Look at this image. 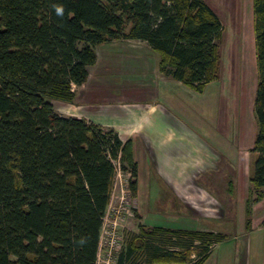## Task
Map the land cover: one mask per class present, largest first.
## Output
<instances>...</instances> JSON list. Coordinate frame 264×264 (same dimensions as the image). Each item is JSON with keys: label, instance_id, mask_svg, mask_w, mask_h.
I'll return each instance as SVG.
<instances>
[{"label": "trees", "instance_id": "trees-1", "mask_svg": "<svg viewBox=\"0 0 264 264\" xmlns=\"http://www.w3.org/2000/svg\"><path fill=\"white\" fill-rule=\"evenodd\" d=\"M252 14L257 132L244 205L248 230L252 205L264 198V0H252ZM222 35L205 0H0V264H96L117 161L136 191L130 139L62 115L52 103L74 100L73 85L86 81L95 47L144 41L159 54L162 75L201 93L219 77ZM227 237L139 225L126 234L115 264L185 263L192 254L201 264Z\"/></svg>", "mask_w": 264, "mask_h": 264}, {"label": "rangeland", "instance_id": "rangeland-1", "mask_svg": "<svg viewBox=\"0 0 264 264\" xmlns=\"http://www.w3.org/2000/svg\"><path fill=\"white\" fill-rule=\"evenodd\" d=\"M209 2L217 12H221L214 0H209ZM223 9L226 11V8ZM251 13L250 1L248 4V0H244V8L240 14L243 22L240 21L242 37L236 30H233L231 35L227 34L223 27L219 77L217 80L208 83L202 94L181 83H175V86H173L174 84L169 85V90L161 88L162 81H165L163 75L159 74V54L143 42L121 39L102 43L95 47L97 61L89 69V77L86 81L78 86L73 85L75 97L72 102L52 101L54 109L62 115L90 119L103 127H119L121 124L128 126L124 121L129 116H133L135 112L136 118L139 120L141 116L139 110H144L147 103H127L123 101L124 99L123 102H119L120 98L113 95L122 93L125 97L131 98V102L151 99L150 102L152 103L154 100L156 101L153 96L157 95V109L163 105L170 114L167 113L170 120L174 118L180 126H189L200 137L211 135L212 138L216 137V131L219 132L216 128H218L220 111L227 107L226 124L234 123L232 141L237 144L238 148L241 145L243 174L242 171H239L240 173L236 171V162L224 166L225 160L219 161L222 177L225 174V178L227 175L230 181L235 179L239 173L236 180L238 202L236 203V199L231 196L234 191L227 188L225 190L226 198L225 191L219 193L222 203L217 205L218 212L213 217L201 211L203 209L201 203H199L201 208L198 207L199 210H197L189 206L184 198L173 197L175 195L171 192L170 183L166 181L163 183L165 186L163 197H159L158 202L154 203L156 197H152L154 177L151 173H141L139 180L137 179L140 192L137 190L132 192L129 187V173L123 171L117 161L111 198L100 231V262L105 260L107 255L109 231L115 232V236L118 237L117 243L123 247L126 234L137 232L139 225L171 226L182 225L181 222L188 221L193 223L190 224L191 226L207 227L216 232L224 231L229 235L211 247L207 258L201 264H264V231L261 226L259 227L261 219H263L264 208L257 209L256 212L254 210V213L252 210L251 225L254 226L252 231L251 228L246 229L244 225L245 202L244 204L239 203L245 200L244 197L248 195L250 189L246 186V179L254 157V153L250 151L251 143L257 132L253 111L257 83L254 38L253 35L252 37L248 35L250 21L248 19H253ZM250 30L252 31L251 28ZM222 95H226V103L221 99ZM172 97L174 100L171 101ZM230 97L237 99L233 106H230ZM101 99L106 100V102H95ZM130 108H134L136 111H130ZM233 115L235 116L233 117ZM154 118L155 116L150 117V119ZM184 128L187 129L185 126ZM144 133V131H137L136 136L142 137L144 143L154 141L153 135L150 134L147 137V134ZM179 146L184 147V143H180ZM176 147L174 150L168 147L167 150L173 152ZM177 151L186 152L183 148ZM236 152L238 151L236 150ZM230 153L233 151L230 150ZM141 160L142 158H139L142 167ZM221 182L225 183L226 181L221 180ZM203 183L201 175L195 178L192 186L194 192L205 190L206 184ZM208 187L206 188L207 191H214ZM222 188L223 186H221ZM112 252L113 256L118 254L119 247L114 248ZM197 259L198 257L192 254L189 261L185 263L175 262V264H195Z\"/></svg>", "mask_w": 264, "mask_h": 264}, {"label": "crops", "instance_id": "crops-1", "mask_svg": "<svg viewBox=\"0 0 264 264\" xmlns=\"http://www.w3.org/2000/svg\"><path fill=\"white\" fill-rule=\"evenodd\" d=\"M205 1L218 14L221 22L223 23L222 25L225 24L223 27L227 31V34L231 35L232 31L236 30L237 33L240 35V37L243 36L242 32L240 33L241 23H243L240 14L242 9L244 8V0H214L217 3V7L221 9V12H217V10L214 9V7L212 6L211 2H209V0H205ZM249 1L252 6V0H248V4ZM223 8H226V11ZM248 20H250L248 35L249 37L250 36L252 37L253 19H248ZM250 28L252 29V31L250 30ZM131 40L143 42L146 44V42L141 40H134V39ZM95 63L93 65H95ZM93 65H91L88 68L87 78L89 77V69ZM162 77L165 82L161 80L162 81L161 88H166L169 90L168 87L169 85L174 84L173 86H175L177 83H181L165 75H163ZM113 96L116 98H120L118 100L119 102H123V101L127 103L134 102L133 104H140L144 102L147 103L146 104L147 106L145 107L144 110H139V112L141 113L139 120L136 118V112H135L133 116H129L128 119L124 121V123L128 126L121 124L119 125V127H111V128L117 131V133L122 138V140L130 139L132 155L137 164V179L139 180V176L141 173L142 174L151 173L153 175L154 185L152 188L153 191L152 197H156L154 203L158 202V200L160 199L159 197H163V192L165 187L163 183L166 181L170 183L171 192L173 193V195H175L173 197L184 198L189 206H192L194 209L197 210L201 208L199 207V203H201V206L203 207V209H201L202 212L208 213L212 215V217L215 216L216 215L215 213L218 212L216 208L217 205L222 203L220 200L219 193L227 190L228 188L227 187L228 177L226 175L225 178V174L224 177H222L223 175H221L222 171L219 161L225 160L224 166H226L227 164L228 165L234 164V162H236L235 164L236 171L237 172L242 171V156H241L242 151L240 149L241 145L238 148L237 144L232 141L234 138L233 135L234 123H232L231 125L226 124L227 123L226 114L228 112V108L225 107L220 111V117H218L220 119L217 125L218 128H216L219 130V132L216 131L215 134L217 138L216 137L212 138L211 135L209 137L207 136L200 137L193 129L189 128V126L186 125L180 126V124L176 122L174 118L172 119L173 121L170 120L168 116L169 113L163 105L159 106L160 109H157L158 106L156 103L157 95L153 96L154 99H156V101L154 100V103L150 102L152 101L151 99L131 102L132 99L127 96L125 97V95H123L122 93L120 95L116 94ZM225 98L226 95L225 96L222 95L221 99H223V101L226 103ZM103 100L104 99H101L100 101H95V102H106V100L104 101ZM170 100L172 101L174 100V98L172 97V99ZM229 100H230V106H233L234 101H237V99L232 97H230ZM130 111H136V110L134 108H130ZM152 116H155V118L150 119V117ZM234 116L235 115H233V117ZM184 126L187 127V129H185ZM137 131H141V132L144 131L145 132L144 134H147V137L150 136V134L153 135L154 141L150 142L147 140L148 143L142 142L143 138L136 136ZM180 143H184V147L179 146ZM168 147H170L172 150H174L176 147V150L171 152L170 150H167ZM180 148H183L186 152L185 153L178 152L177 150H179ZM230 150L233 151V153H230ZM236 150L238 152H236ZM138 156L139 158H142L141 160L142 167L139 163ZM239 173H237L235 179H231L232 188L234 187L233 189L231 188L232 191H234V193H231V196H233L234 199H236V203L238 202V198L236 197L237 196L236 180L239 176ZM199 175H201V179L204 181L203 184L204 185L206 184L205 190L203 189L201 191L194 192V190L192 189V186L194 184V179L197 178ZM249 176H250V171L248 172L246 179V186L248 188L250 187L249 185H251L249 182ZM221 180H224L226 182L222 183ZM233 183H235L234 186ZM207 186H209L208 188L210 190L212 189L214 191L213 192L207 191L206 189ZM221 186H223L222 189ZM136 190L137 192H140V186L138 183L136 186ZM226 196L227 193L225 191V198ZM246 197H244V199H246ZM244 202L245 200L244 201L242 200L239 203L244 204ZM263 202H264V198L254 203V205L252 206L253 213L254 210L256 212L257 209L261 210L264 208ZM263 217L264 214L262 215V218ZM181 224L182 225L177 224L167 227L210 230L207 227L191 226L190 224L193 223L188 221L181 222ZM260 226L261 224L259 225V227ZM251 230L252 231L254 230L253 225H251ZM211 231L216 232L215 230H211ZM217 232L227 233L224 231H217ZM99 244H100V240H99ZM98 252H100V250ZM160 264H175V263H160Z\"/></svg>", "mask_w": 264, "mask_h": 264}, {"label": "built area", "instance_id": "built-area-1", "mask_svg": "<svg viewBox=\"0 0 264 264\" xmlns=\"http://www.w3.org/2000/svg\"><path fill=\"white\" fill-rule=\"evenodd\" d=\"M114 233H115L114 231H109L108 232V234L110 236H109V239L107 240L108 249H107V255H106L105 260H103L102 262L99 261L100 258H99V252H98L97 253V259H96V264H115L116 258H117V254H115V256H113L112 250L114 248H118V247H119V250H120L121 249L120 248L121 246H120V244L117 243L118 242L117 241L118 240V237L115 236Z\"/></svg>", "mask_w": 264, "mask_h": 264}, {"label": "clouds", "instance_id": "clouds-1", "mask_svg": "<svg viewBox=\"0 0 264 264\" xmlns=\"http://www.w3.org/2000/svg\"><path fill=\"white\" fill-rule=\"evenodd\" d=\"M56 12H57L58 15H63V8L58 7L56 9Z\"/></svg>", "mask_w": 264, "mask_h": 264}]
</instances>
